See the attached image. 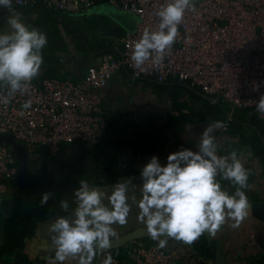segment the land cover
Returning <instances> with one entry per match:
<instances>
[{"label":"crops","instance_id":"0c3cea01","mask_svg":"<svg viewBox=\"0 0 264 264\" xmlns=\"http://www.w3.org/2000/svg\"><path fill=\"white\" fill-rule=\"evenodd\" d=\"M12 8L29 26L35 24L38 15L44 11L43 8L26 6ZM9 14V10L0 8V25L6 26L5 20ZM75 21L83 27L81 32L84 51L77 49V41L74 42L70 35L65 34L63 25L56 24L60 39L57 34L54 42L65 39L68 52L56 54L53 78L81 80L86 68L97 64L103 54L118 56L122 51V36L134 28V17L113 9L111 0H93L88 15L75 18ZM46 73L47 67L41 66L36 78L43 79ZM96 93L109 119L108 135L104 136L106 142L102 145L109 153L104 157L106 163H102V168L112 170L121 164L119 173L140 172L152 155L129 151L108 143L112 138L111 132H123L128 125L147 126L151 130L167 126L158 135L161 138L159 150L153 154L164 163L167 155L181 146L194 148L206 125L225 120V112L219 104L187 84L177 81L159 84L148 79L134 78L125 70L117 73L106 86L97 89ZM214 135L220 146L218 154L227 155L236 150L243 158L249 174L245 189L251 206L249 213L238 226H233V222L229 221L215 234L205 232L191 243L170 239L166 246L172 252L170 264H264V120L254 117L249 111L238 110L227 130L217 128ZM120 137L121 142H134L128 133ZM0 144L7 145L13 151L17 169L15 178L9 183L0 200V246L5 236L20 231L21 216L42 206V193H51L48 202L55 198L68 199L78 187L83 174H90L100 166L86 149L92 146L84 144H64L54 155L41 150L31 151L16 140H0ZM127 177H133V182L137 185L141 183L138 174L125 175L118 180ZM112 185L99 187L110 190ZM225 188L229 192L235 190V186L229 181ZM133 191L139 196L138 186ZM75 206L76 204L69 206L67 212L63 210L37 222L34 232L25 237L23 247L4 254L0 264H17L19 257H23L30 264H48L49 256L54 254L50 248L48 228L58 216L70 214ZM136 211L133 205L127 224L114 226L118 236L107 251L118 260L122 259L127 238L144 245L152 242L144 225L137 220ZM201 237L207 244L209 257L202 256L193 247ZM102 259L103 256L98 255L93 264H100Z\"/></svg>","mask_w":264,"mask_h":264},{"label":"built area","instance_id":"2783aa9c","mask_svg":"<svg viewBox=\"0 0 264 264\" xmlns=\"http://www.w3.org/2000/svg\"><path fill=\"white\" fill-rule=\"evenodd\" d=\"M165 0H111L115 10L134 17V28L121 38L118 56L103 54L97 64L89 65L79 81L34 77L24 94H9L0 86V136L35 151L44 147L50 155L64 144L93 146L109 128V119L96 93L120 71L134 78L159 84L172 81L187 84L205 94L225 112L222 130L234 121L238 110L249 111L264 120L255 102L264 93V0H192L179 26L178 36L160 64L150 58L141 67L131 60L132 45L146 28L155 29L157 10ZM42 6L61 16H87L93 0H13L12 7ZM31 100V107L22 105ZM17 174L13 151L0 144V200ZM172 252L128 240L122 259L112 264H170Z\"/></svg>","mask_w":264,"mask_h":264},{"label":"clouds","instance_id":"9594fccd","mask_svg":"<svg viewBox=\"0 0 264 264\" xmlns=\"http://www.w3.org/2000/svg\"><path fill=\"white\" fill-rule=\"evenodd\" d=\"M192 0H165L157 10L155 29L146 28L132 45L131 60L141 67L152 59L154 64L164 60V54L174 46L186 10ZM13 0H0V8L9 10L5 24L0 25V86L7 85L9 94H24L43 64L42 49L47 35L25 24L12 8ZM0 96V103H8ZM264 113V93L255 102ZM31 107L26 101L23 109ZM222 121L204 127L194 148L181 146L170 152L164 163L152 155L140 171V184L133 177L120 179L110 190L81 180L74 191L75 208L68 215L58 216L48 228L51 238L48 264H93L98 255L100 264H112L107 250L118 236L115 225H125L135 205L136 218L144 225L147 235L165 248L170 239L191 243L205 232L215 234L225 223L233 226L248 215L250 204L245 189L248 170L242 156L232 150L218 154L214 130ZM221 180L235 186L229 192ZM139 196L133 189L137 188ZM50 192L41 194L40 204H47ZM67 212L69 203L61 200Z\"/></svg>","mask_w":264,"mask_h":264},{"label":"trees","instance_id":"16d2710c","mask_svg":"<svg viewBox=\"0 0 264 264\" xmlns=\"http://www.w3.org/2000/svg\"><path fill=\"white\" fill-rule=\"evenodd\" d=\"M36 8H43L44 11H42L41 14L38 15L35 24L34 23L31 24L30 27H35L45 32L48 41L46 46L42 49V54H43L42 66L47 67V73L42 78H53L52 77L54 71L53 67L54 64H56V59H57L56 54L58 52H63V53L68 52L65 39L62 42L61 40H59L60 32L55 25L58 23L63 25V27L65 28L64 29L65 34L70 35L74 42L77 41L78 43L77 49H81V51H84L83 50L84 40L81 32L83 27L79 25L77 21H75V18H71L68 16H61L42 6L35 7V9ZM56 35L59 38L57 43L54 42ZM166 128L167 126H163L161 129L151 130L147 126L137 127L134 125H128V127L124 128L125 130H123V132L120 131L111 132L110 134L112 135V138L108 143H111L113 145L116 144L117 146L125 148L129 151L141 152L143 154L151 156L157 153V151L159 150L161 138L158 135H161L162 130ZM127 133L129 136H132V138L134 139L133 143L130 142L128 143L127 141L125 142L119 141L121 138L120 136L127 135ZM104 142H106V138L103 137L91 148H86L87 151H90L92 155L96 158L95 163L100 166L98 167V169H96L94 172H91L90 174L88 173L83 174L82 180H88L93 186H101V185L113 184L116 181H118L120 177L125 175L140 174V172H135V171L133 172L125 171L119 173L118 171L119 168L122 166L121 164L117 165L116 167H113L112 170L102 168V163L105 162L104 157L109 153L108 150L102 147ZM111 165L112 163L109 164V166ZM226 182L227 180H221V183L224 187L226 185ZM73 193L71 197L68 199L55 198L53 201L47 202V204L42 205L38 210H31L28 213L21 216L20 231L5 236L4 241L0 246V260L4 254L20 250L23 247V241L25 237L31 235L34 232L37 222L43 221L45 219H48L54 215L61 213L63 211L60 203L61 200H67L69 206H74L75 197ZM193 247L195 250L199 251L202 256L205 257L210 256L207 244L203 237H201L196 244H193ZM17 264H30V262L24 259L23 257H19V261L17 262Z\"/></svg>","mask_w":264,"mask_h":264},{"label":"water","instance_id":"95a60500","mask_svg":"<svg viewBox=\"0 0 264 264\" xmlns=\"http://www.w3.org/2000/svg\"><path fill=\"white\" fill-rule=\"evenodd\" d=\"M111 14H113V12H111ZM133 24H134V21H133ZM132 30H133V29H132ZM132 30H130V31H132ZM209 99L212 100L211 98H209ZM0 140H8V141H12V140H13V141H14L13 137L10 136V135L0 136ZM39 150L48 153L47 150H46L44 147L40 148ZM126 240H127V241H128V240H131V238L129 237V238H127ZM194 256H196V253H194Z\"/></svg>","mask_w":264,"mask_h":264},{"label":"rangeland","instance_id":"374dc122","mask_svg":"<svg viewBox=\"0 0 264 264\" xmlns=\"http://www.w3.org/2000/svg\"><path fill=\"white\" fill-rule=\"evenodd\" d=\"M68 145H71V144H68Z\"/></svg>","mask_w":264,"mask_h":264}]
</instances>
